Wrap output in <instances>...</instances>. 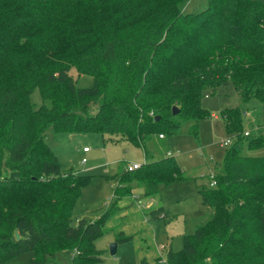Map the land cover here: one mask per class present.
<instances>
[{"label": "trees", "instance_id": "trees-1", "mask_svg": "<svg viewBox=\"0 0 264 264\" xmlns=\"http://www.w3.org/2000/svg\"><path fill=\"white\" fill-rule=\"evenodd\" d=\"M205 1L203 10L181 13L183 0H162L155 12L151 0H0V264L27 252L28 264H58L59 252L69 264L101 262L93 241L132 182L151 198L159 185L184 180L172 157L152 160L151 138L176 135L186 122L196 138L208 117L201 97L228 84L241 105H264V2ZM88 14L104 17L110 33L88 28L84 43L75 38L66 48L69 20ZM129 14L134 21L118 23ZM70 68L91 85L78 88ZM35 90L38 107L30 102ZM241 114L223 111L233 137L221 172L213 187L196 186L210 220L184 236L180 250L168 249L164 264H264V157L240 156L264 148V125L244 136ZM49 129L97 133L142 151L143 165L113 177V201L97 219L71 224L92 178L59 170L45 143ZM145 215L163 217V209ZM129 239L120 232L115 243Z\"/></svg>", "mask_w": 264, "mask_h": 264}, {"label": "rangeland", "instance_id": "rangeland-1", "mask_svg": "<svg viewBox=\"0 0 264 264\" xmlns=\"http://www.w3.org/2000/svg\"><path fill=\"white\" fill-rule=\"evenodd\" d=\"M151 2L154 4L151 6L153 11L154 8L155 11L160 10L163 5L162 0ZM205 4V0H183L178 5L181 13H195L203 10ZM132 14L118 15V23L126 24L128 21V24L134 18ZM106 22L99 15L71 18L68 27L64 29L67 43L65 47H73L75 38L78 44L84 43L88 28L96 34L106 36L110 33ZM80 35L83 36L79 37ZM68 75L76 81L78 88L91 85L92 79L77 75L74 68H70ZM30 102L34 107L39 106L40 99L36 90L31 93ZM200 107L207 111L208 117L198 122L196 138L188 133L191 124L186 122L181 124L176 135L162 139L154 136L145 145L152 160L172 157L184 180H175L167 187L159 185L157 194L151 198H144L143 189L132 182L130 195L116 203V209L106 221L102 235L93 241L101 259V262L95 264H139L141 259L146 264H164L168 249L173 252L180 250L182 238L192 235L197 227L210 220L212 211L200 204L196 186L213 187L214 174L221 172L227 149L221 143L225 140L232 141L233 137V134L226 132L223 111L240 107L241 125L243 131H246L253 126L264 125V105L255 100L241 105L236 92L228 84L225 88L219 87L213 95L205 93L200 99ZM44 137L61 172L72 171L92 178L89 184L83 186L75 202L72 225L80 218L93 221L105 212L113 201L112 188L116 184L113 177L120 168L144 164L140 149L126 142L107 141L97 133L66 134L54 133L49 129ZM83 149H87V152L83 153ZM240 156L261 158L264 157V148L243 150ZM157 207L163 209V217L149 219L145 215L147 209ZM120 232L130 239L115 243V236ZM113 243L116 244V251L114 255H110L109 246ZM33 257L32 252H27L4 264H28ZM56 261L58 264H69V255L59 252Z\"/></svg>", "mask_w": 264, "mask_h": 264}, {"label": "built area", "instance_id": "built-area-1", "mask_svg": "<svg viewBox=\"0 0 264 264\" xmlns=\"http://www.w3.org/2000/svg\"><path fill=\"white\" fill-rule=\"evenodd\" d=\"M259 130V128L258 127H253L251 130H246V131H244L243 132V135L244 136H246V135H248L249 133H250V131H252V132H256V131H258ZM158 138L160 139V138H162L160 135L158 136ZM231 144V141L230 140H225V141H223L222 143H221V145L223 146V147H227V146H229ZM83 152H86L87 151V149H83L82 150ZM82 162H84V161H82ZM139 166L138 165H131V166H128V167H126L125 168V170L126 171H132V170H135V169H137Z\"/></svg>", "mask_w": 264, "mask_h": 264}, {"label": "water", "instance_id": "water-1", "mask_svg": "<svg viewBox=\"0 0 264 264\" xmlns=\"http://www.w3.org/2000/svg\"><path fill=\"white\" fill-rule=\"evenodd\" d=\"M172 114H175L176 113V110H175V108H172ZM157 118H155L154 120H156ZM13 236H14V239H18V235H17V233L14 231V233H13ZM115 251H116V244L115 243H113V244H111L110 246H109V254L110 255H114V253H115Z\"/></svg>", "mask_w": 264, "mask_h": 264}, {"label": "crops", "instance_id": "crops-1", "mask_svg": "<svg viewBox=\"0 0 264 264\" xmlns=\"http://www.w3.org/2000/svg\"><path fill=\"white\" fill-rule=\"evenodd\" d=\"M158 138V137H157ZM159 139V138H158ZM160 139H162V138H160ZM87 152V151H86ZM86 152H83V153H86ZM150 209V208H149Z\"/></svg>", "mask_w": 264, "mask_h": 264}]
</instances>
